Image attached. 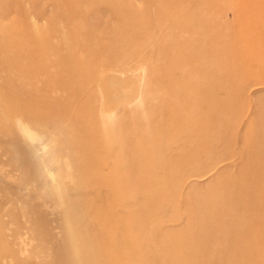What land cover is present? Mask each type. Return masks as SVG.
Segmentation results:
<instances>
[{
	"label": "rangeland",
	"instance_id": "obj_1",
	"mask_svg": "<svg viewBox=\"0 0 264 264\" xmlns=\"http://www.w3.org/2000/svg\"><path fill=\"white\" fill-rule=\"evenodd\" d=\"M0 264H264V0H0Z\"/></svg>",
	"mask_w": 264,
	"mask_h": 264
},
{
	"label": "bare ground",
	"instance_id": "obj_2",
	"mask_svg": "<svg viewBox=\"0 0 264 264\" xmlns=\"http://www.w3.org/2000/svg\"><path fill=\"white\" fill-rule=\"evenodd\" d=\"M115 76V75H114ZM109 77V76H108ZM118 77V76H117ZM119 78V77H118ZM121 78V77H120ZM106 79V78H105ZM112 79V78H111ZM124 81H126V79H123ZM132 80V79H131ZM107 81V80H106ZM122 81V80H121ZM127 81H129L128 79H127ZM105 82V81H104ZM109 82V81H108ZM118 82H120V80H118ZM127 83V82H126ZM125 83V84H126ZM129 83V82H128ZM115 84H116V81H113V82H110V83H108L107 85H106V88L108 89V91L110 90V91H113L114 90V86H115ZM120 84V83H119ZM105 85V84H104ZM106 88H104V89H106ZM118 90H119V88H118ZM106 91V90H105ZM123 91V90H122ZM108 93H110V92H108ZM125 94V93H124ZM107 95V94H106ZM109 98H111L110 100L112 101L111 103H113V100H117V98L115 97V95L114 96H112L111 95V97H109ZM109 100V101H110ZM107 101V100H106ZM109 101H108V104H109ZM114 102H116V101H114ZM111 105V104H110ZM113 106V105H112ZM51 146H52V144H51ZM50 149H51V147H50ZM55 151V150H54Z\"/></svg>",
	"mask_w": 264,
	"mask_h": 264
}]
</instances>
